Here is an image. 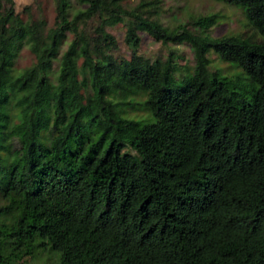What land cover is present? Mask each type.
Instances as JSON below:
<instances>
[{"label":"trees","instance_id":"obj_1","mask_svg":"<svg viewBox=\"0 0 264 264\" xmlns=\"http://www.w3.org/2000/svg\"><path fill=\"white\" fill-rule=\"evenodd\" d=\"M75 1L54 0L45 26L0 0V264L38 250L48 264H264V0H223L258 40L210 35L214 12L167 25L156 0ZM138 30L188 43L191 71L137 52ZM23 43L33 59L15 69ZM210 49L253 81L250 99ZM122 86L144 90L145 116L108 96Z\"/></svg>","mask_w":264,"mask_h":264},{"label":"rangeland","instance_id":"obj_2","mask_svg":"<svg viewBox=\"0 0 264 264\" xmlns=\"http://www.w3.org/2000/svg\"><path fill=\"white\" fill-rule=\"evenodd\" d=\"M72 5L78 6L75 0H70ZM126 6L134 4L138 0H121ZM157 18L167 25L176 22H184L192 16L199 13L214 12L217 16V22L208 26L207 31L210 35H220L222 33H234L248 39L258 40L260 34L254 29L251 23L244 16L242 10L235 4L225 2L223 0H156L154 2ZM14 9L21 16L30 13L33 16H40L44 19L45 26L52 24L55 9L54 0H14ZM26 5V6H25ZM95 18L87 20V26L93 27ZM123 24L116 22L106 26V29L112 32L119 41L120 52L125 58L128 57V51L122 41ZM139 41L137 52H141L147 57L164 58L169 52L175 62L174 74L177 77L189 73L193 64L192 51L183 40L161 41L155 39L149 33L138 30ZM72 34L66 30L61 41L62 49ZM209 58V68L226 78L229 86L241 92L244 97L250 99L255 90V85L249 76L241 69V67L233 62L219 57L213 50L207 51ZM33 59L31 51L26 44H21L13 59V67L19 69L27 65ZM125 63L129 65L128 60ZM108 96L113 99H121L120 111L124 115L145 116L146 110L141 106L144 90L137 86L119 87L117 89L110 88ZM92 132V131H91ZM47 255V256H46ZM56 254L45 250H38L32 255L25 257L26 264H48L54 263Z\"/></svg>","mask_w":264,"mask_h":264}]
</instances>
